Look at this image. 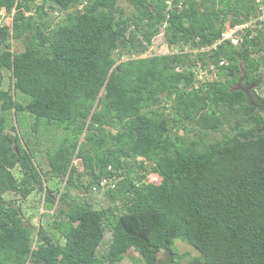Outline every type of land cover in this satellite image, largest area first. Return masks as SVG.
Segmentation results:
<instances>
[{
    "label": "trees",
    "instance_id": "obj_1",
    "mask_svg": "<svg viewBox=\"0 0 264 264\" xmlns=\"http://www.w3.org/2000/svg\"><path fill=\"white\" fill-rule=\"evenodd\" d=\"M84 1L0 0V264H161L162 250L167 264H264V0H128L126 17L119 0ZM227 22L250 23L237 44L222 40ZM159 36L168 53L147 56ZM22 113L34 133L65 132L46 153L65 182L57 195L13 124ZM115 177L96 207L100 182ZM38 189L57 205L39 225L6 197Z\"/></svg>",
    "mask_w": 264,
    "mask_h": 264
},
{
    "label": "rangeland",
    "instance_id": "obj_2",
    "mask_svg": "<svg viewBox=\"0 0 264 264\" xmlns=\"http://www.w3.org/2000/svg\"><path fill=\"white\" fill-rule=\"evenodd\" d=\"M258 2H261V0H257ZM117 17L123 15L124 17L130 15L131 13H133L136 8L135 6L128 0H119L118 4H117ZM120 10V11H119ZM122 13V14H121ZM2 15L4 16L3 19V23H7V22H11V17L9 18L8 15H6L5 12H2ZM264 18V17H263ZM256 21V19H255ZM252 22H254V20H252ZM12 23V22H11ZM10 23V24H11ZM250 24V23H249ZM254 24V23H253ZM229 22L226 23V28L229 27ZM255 29V27L253 28ZM14 44V50L16 52H21L24 49V45L22 43V41L20 40H14L12 41ZM154 45L151 47V50H149L147 56L149 54H162V53H168V50H166L164 47L161 48V46H163L166 41L165 38L163 36H159L155 39L154 41ZM190 50V48H189ZM117 51L115 52V55H117ZM130 58L128 56H124V59L122 61H127ZM121 62V61H120ZM200 76L201 79H203L204 77L207 76V72L206 70H201L198 74ZM3 79V85L2 88L7 90L9 89L10 86V72L8 71H4L2 73ZM258 86L256 85H250L248 86V90L250 92L253 91L254 95L256 96L258 94L259 95H263V90L258 89L257 91H255V89ZM20 96L21 94L18 93ZM164 101V100H162ZM162 104V103H161ZM163 105V104H162ZM0 107H1V101H0ZM264 107V105H263ZM29 113H22L21 115L17 116V119L15 118V116H13L14 119V123L16 126H18L19 128H21V132L22 134L25 136L24 132H28L29 133V138L31 139L32 143L34 144L33 146L37 147L38 151L32 147L30 145V151L32 152L33 156L36 157V159L38 160V162L40 163L41 167L43 168V170L45 171V173L47 172V175H45V173L43 174L44 177L47 180L46 185L48 187H51V190L56 193V195L58 194V191H65V182L62 180V182L60 183V179L56 178L55 176H53L54 174L51 172L50 170V165L48 163L47 160V150L57 146L59 144V142L61 141V138H64L65 136V132L63 133V131L61 129H57L54 130L51 127H46L43 126L40 130V132L38 133H34L32 132V125L35 122L34 118H31L29 115H26ZM24 118H26V121L23 125V120ZM13 119L11 118L12 122ZM228 128L224 127L223 131L220 132H216V133H212L210 138H218L221 139L223 137V132H227ZM8 133L11 134H16L15 131H13L11 128L8 129L7 131ZM84 134L82 136H80V140L81 142L84 141ZM73 165L77 168V175L80 173L82 175H84V164L83 161L81 159H75L73 161ZM43 171V172H44ZM17 175H20V172L16 171ZM84 180L87 182L88 177L85 176L83 177ZM150 181H154L157 182L159 179L157 176H150L149 177ZM60 183V184H59ZM74 195H78L76 192H74ZM80 195V194H79ZM44 196L45 193L43 191H41V189H38L36 192H34L28 199L26 200H21L20 197H17L16 195L13 194H7L6 197L9 199H18L19 201H17L19 204L22 205L24 213L26 218L31 219L32 222L36 223L37 225H39V216L41 213H45L44 217H45V222H50L54 213V209H56L55 205L53 207V210H50L51 208H47L46 202L44 201ZM82 197H86L85 195H81ZM94 197V201L93 203H95L96 207H107L109 205V202L105 196V192L101 191V192H97L96 194H93ZM47 213V214H46ZM111 238V235L109 232L106 233V237H105V242L103 243V245L100 247V249L103 251L105 248L107 249L109 240ZM107 242V243H106ZM174 248L176 250H178L179 253H190L188 254V258H190L191 256H196V252L195 249L192 248L190 245L183 243L181 240H175V245ZM135 257H138V253H133ZM171 255L169 254L168 251L166 250H162L159 254H158V261L161 264H167L168 262H170L171 259ZM185 259V260H186ZM174 263L178 264V256H174ZM121 264H132L130 258H126ZM172 264V262H171Z\"/></svg>",
    "mask_w": 264,
    "mask_h": 264
},
{
    "label": "built area",
    "instance_id": "obj_3",
    "mask_svg": "<svg viewBox=\"0 0 264 264\" xmlns=\"http://www.w3.org/2000/svg\"><path fill=\"white\" fill-rule=\"evenodd\" d=\"M248 26H250L249 24L246 25H240V26H234V27H228L227 30L222 34V40H228L231 39L233 41V43L237 44L238 43V39H237V32L239 30H242L244 28H248ZM216 47V44L208 47V48H202L200 50H196L195 52H204V51H209L213 48ZM187 51H190L189 49H186ZM222 64V63H221ZM211 69L215 70L216 68L211 67ZM104 185V183H103Z\"/></svg>",
    "mask_w": 264,
    "mask_h": 264
},
{
    "label": "clouds",
    "instance_id": "obj_4",
    "mask_svg": "<svg viewBox=\"0 0 264 264\" xmlns=\"http://www.w3.org/2000/svg\"><path fill=\"white\" fill-rule=\"evenodd\" d=\"M86 4H87V0H85L83 2L82 6H84ZM118 179H117V177L102 179V181L100 182V190L95 191V192H101V191L106 192V191H108L110 189H114ZM103 183H104V185H103Z\"/></svg>",
    "mask_w": 264,
    "mask_h": 264
},
{
    "label": "water",
    "instance_id": "obj_5",
    "mask_svg": "<svg viewBox=\"0 0 264 264\" xmlns=\"http://www.w3.org/2000/svg\"><path fill=\"white\" fill-rule=\"evenodd\" d=\"M263 130H264V127H263Z\"/></svg>",
    "mask_w": 264,
    "mask_h": 264
}]
</instances>
